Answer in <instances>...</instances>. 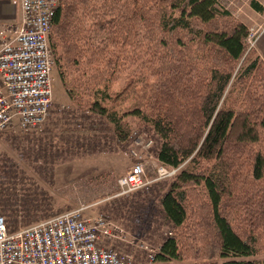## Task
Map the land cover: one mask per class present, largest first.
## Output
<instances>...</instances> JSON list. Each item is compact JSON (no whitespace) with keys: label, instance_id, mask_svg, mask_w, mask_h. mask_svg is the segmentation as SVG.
I'll return each instance as SVG.
<instances>
[{"label":"trees","instance_id":"trees-1","mask_svg":"<svg viewBox=\"0 0 264 264\" xmlns=\"http://www.w3.org/2000/svg\"><path fill=\"white\" fill-rule=\"evenodd\" d=\"M218 3L61 0L53 17L60 83L80 112L99 119L93 128L66 118L65 143L146 133L156 159L180 169L159 198L156 214L172 234L156 264H264V60L247 42L248 26ZM12 173L0 166V216L10 230L18 224ZM149 194L125 204L144 207ZM19 200L29 226L45 201Z\"/></svg>","mask_w":264,"mask_h":264},{"label":"built area","instance_id":"built-area-1","mask_svg":"<svg viewBox=\"0 0 264 264\" xmlns=\"http://www.w3.org/2000/svg\"><path fill=\"white\" fill-rule=\"evenodd\" d=\"M60 2L13 0L19 20L0 29V133L43 131L53 105L55 59L49 38ZM255 34L247 38L249 45ZM129 140L132 165L117 179L116 197L148 193L179 171L159 162L149 174L147 165L158 162L153 142L136 131ZM135 248L124 228L104 215L87 216L84 206L17 230L0 216V264H137ZM139 248L146 264H156L159 246Z\"/></svg>","mask_w":264,"mask_h":264},{"label":"rangeland","instance_id":"rangeland-1","mask_svg":"<svg viewBox=\"0 0 264 264\" xmlns=\"http://www.w3.org/2000/svg\"><path fill=\"white\" fill-rule=\"evenodd\" d=\"M252 1L255 2V0H219L218 6L222 10L230 11L248 26L251 35L256 33L250 44L254 48L258 33L262 29L259 32L256 30L255 18L259 16L251 7ZM257 1L261 3L260 6H264V0ZM261 24L264 26V23ZM52 77L53 105L43 131L27 135L12 130L0 133V166L13 171L12 189L18 196L17 202L16 200L12 202L18 209L17 228L12 230L26 227L23 224V207L19 199L26 197L39 201L44 199V209L32 222L33 224L84 206L87 216L104 215L124 228L138 247L135 249H139L136 263L146 264V256L139 246L143 244L160 247L163 238L172 233V229L165 224L164 219L156 214L159 198L170 180L153 185L151 194L147 193L152 199L144 207L133 208L130 203L125 204L126 196L116 197V181L124 176L132 165L129 153L132 141L117 143L109 137L103 138L102 141L98 138L92 139L89 135L81 136L80 139L71 137L72 139L66 144L67 136H62L64 129L67 128L66 118L76 114L77 123L81 126L85 122L90 123L94 120L87 119L67 97L56 69ZM52 136L56 138L54 144L60 147L55 153L48 148L53 144L49 140ZM142 136L151 140L154 146L152 148H155L154 139L152 140L146 133ZM41 138L46 140L42 143ZM45 148H48L47 158L42 157L43 154L40 152ZM38 154L41 157L37 159ZM158 163L153 161L147 165L149 174L154 172ZM128 199L135 200L133 195L128 196ZM4 218L7 221V218ZM120 247L125 248L124 245Z\"/></svg>","mask_w":264,"mask_h":264},{"label":"crops","instance_id":"crops-1","mask_svg":"<svg viewBox=\"0 0 264 264\" xmlns=\"http://www.w3.org/2000/svg\"><path fill=\"white\" fill-rule=\"evenodd\" d=\"M255 2H258L257 4L261 5L259 1L255 0ZM256 14L259 16L255 18L257 23L256 30L258 32L260 29L262 30L258 33L254 49L264 60V26H261V23H264V8L262 12H257ZM19 15L20 12L18 8L15 7L13 0H0V29L7 25L15 24L19 20Z\"/></svg>","mask_w":264,"mask_h":264}]
</instances>
